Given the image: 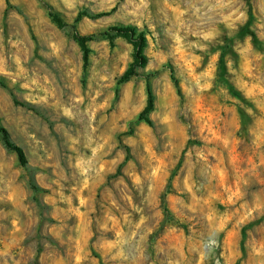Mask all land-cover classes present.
<instances>
[{
    "label": "rangeland",
    "instance_id": "374dc122",
    "mask_svg": "<svg viewBox=\"0 0 264 264\" xmlns=\"http://www.w3.org/2000/svg\"><path fill=\"white\" fill-rule=\"evenodd\" d=\"M0 80V264H264V0H0Z\"/></svg>",
    "mask_w": 264,
    "mask_h": 264
},
{
    "label": "trees",
    "instance_id": "16d2710c",
    "mask_svg": "<svg viewBox=\"0 0 264 264\" xmlns=\"http://www.w3.org/2000/svg\"><path fill=\"white\" fill-rule=\"evenodd\" d=\"M82 16L95 17V16H93L91 14H88V13H82V14L79 15V19ZM55 19L58 22H61V23L64 22L63 19L61 17L57 16V15H55ZM115 31H118V33H127V35H132L133 37H135L134 46H135V51H136V54H135L136 64H134L132 66V68L129 71H127L121 77V82L123 83V82L128 81L131 77L136 75L137 72L135 71V67H145V65L147 64V58H146V56L144 54V47L146 45V37H145L143 32H140L139 34H137V29L124 30L122 28H115ZM171 78H172V80L175 83V87H176L178 95L180 97H182V91H181V88H180V84H179L178 80L176 79L173 71H172ZM0 85L3 86V87L7 86L6 83L4 82V80H0ZM148 87H149V85H148ZM152 109H153V96H152L151 93H149L148 105H147L146 109L144 110V112L141 114V117L144 118L145 114H148L150 111H152ZM145 119H146V121L148 123H150L149 118L146 117ZM0 133H1L4 141L7 143V145L13 151H15L17 153L20 163L22 165H25L27 163V160H26V156L24 154V151L20 147L13 146V144H11L10 135H9L8 131L6 130V128H4L1 125V123H0Z\"/></svg>",
    "mask_w": 264,
    "mask_h": 264
}]
</instances>
